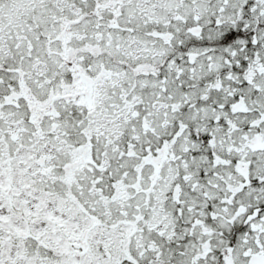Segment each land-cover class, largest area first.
<instances>
[{"label":"snow or ice","instance_id":"6c2138e0","mask_svg":"<svg viewBox=\"0 0 264 264\" xmlns=\"http://www.w3.org/2000/svg\"><path fill=\"white\" fill-rule=\"evenodd\" d=\"M0 264H264V0H0Z\"/></svg>","mask_w":264,"mask_h":264}]
</instances>
